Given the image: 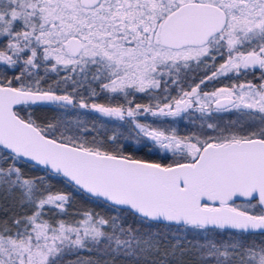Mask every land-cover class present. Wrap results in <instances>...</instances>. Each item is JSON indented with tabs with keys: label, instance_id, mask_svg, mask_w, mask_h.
Returning <instances> with one entry per match:
<instances>
[{
	"label": "snow or ice",
	"instance_id": "obj_1",
	"mask_svg": "<svg viewBox=\"0 0 264 264\" xmlns=\"http://www.w3.org/2000/svg\"><path fill=\"white\" fill-rule=\"evenodd\" d=\"M0 264H264V0H0Z\"/></svg>",
	"mask_w": 264,
	"mask_h": 264
},
{
	"label": "trees",
	"instance_id": "obj_2",
	"mask_svg": "<svg viewBox=\"0 0 264 264\" xmlns=\"http://www.w3.org/2000/svg\"><path fill=\"white\" fill-rule=\"evenodd\" d=\"M101 102H103V101L101 100ZM138 154L139 155H142V153H138ZM149 158L150 159H153V160H158L159 159V157L158 156H155V155L154 156H151ZM57 186L59 187V185H57ZM75 207L77 209H81V210H83V209H93L95 211H100V212H103L104 211V209L98 207L96 204L91 203V202H88V201H85V200H78L77 203H76V205H75Z\"/></svg>",
	"mask_w": 264,
	"mask_h": 264
},
{
	"label": "flooded vegetation",
	"instance_id": "obj_3",
	"mask_svg": "<svg viewBox=\"0 0 264 264\" xmlns=\"http://www.w3.org/2000/svg\"><path fill=\"white\" fill-rule=\"evenodd\" d=\"M229 118H231V117H229V116H227V115L224 116V117H221V119H229ZM181 129L184 130V128H183V124H181Z\"/></svg>",
	"mask_w": 264,
	"mask_h": 264
}]
</instances>
